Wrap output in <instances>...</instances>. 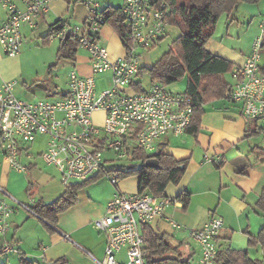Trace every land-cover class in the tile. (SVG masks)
<instances>
[{"label":"built area","instance_id":"built-area-1","mask_svg":"<svg viewBox=\"0 0 264 264\" xmlns=\"http://www.w3.org/2000/svg\"><path fill=\"white\" fill-rule=\"evenodd\" d=\"M53 1L0 0V7L7 11V17L0 22V46L7 54L20 52L22 27H37ZM65 2L82 3L87 16L82 25L60 22L51 36L62 42L67 34L72 37L78 48L87 51L90 72L71 70L67 92L55 100L20 99L14 92L17 81H4L0 85V150L12 168L26 172L21 156H32L29 148L36 142L45 145L39 154L46 164L59 170L64 187L106 175L117 189L104 216L94 221L95 228L107 237L105 255L102 259L90 255L96 264H149L144 226L163 216L167 207L183 205L182 200L122 190L120 172L129 166L116 163L126 158L133 160L138 149L154 154L160 139L168 134H185L192 125L194 106L190 95L168 91L159 81H152L146 89L138 79L142 70L140 50L153 47L168 34L174 1L123 0L120 16L124 31L119 35L124 54L115 59L101 42L103 26L109 22L102 2ZM263 44L264 20L250 54L232 71L233 81L226 93L241 104L243 114L250 120L264 121ZM106 72L111 74L110 85L98 93L96 75ZM100 110L105 113L102 126L94 121V114ZM206 160L220 162L222 158L207 155ZM0 194V235L5 236L19 205L33 210L31 203L17 201L2 184ZM8 197L15 203H10ZM169 222L177 232L189 234L197 243L198 264H218L224 226L221 216H213L198 229H189L174 219ZM122 249H126V261L118 257ZM10 252L20 254L17 246L5 242L0 253Z\"/></svg>","mask_w":264,"mask_h":264},{"label":"crops","instance_id":"crops-1","mask_svg":"<svg viewBox=\"0 0 264 264\" xmlns=\"http://www.w3.org/2000/svg\"><path fill=\"white\" fill-rule=\"evenodd\" d=\"M78 6L82 8H77ZM71 10L73 19L83 23L87 16L86 7L82 3L68 4L65 0H54L50 10L39 23L44 24L48 22L47 17H54L56 21L52 28H55L60 22L67 21L63 17ZM6 17L7 11L4 10L2 14L0 13V22ZM108 36L109 30L102 29L101 42L103 43L104 38H109ZM206 48L234 64L233 69L224 76L226 84L230 87L233 81L232 71L244 62L251 48L238 51L229 43L217 41L215 38L208 40ZM110 56L115 59L120 55ZM2 65L0 50V68ZM79 67L85 74L90 72L87 56ZM262 71L264 73V57ZM4 81L7 80L0 78V85ZM66 92L67 90L63 95ZM226 93L223 97L204 102L196 131H190L189 128L185 134L178 136L168 134L157 142L154 154L162 152L186 162L181 179L177 183H169L162 193L181 197L183 205L167 207L164 215L150 225L159 233H165L166 239L173 245H178L184 257L193 258V255L197 254L198 259V247L192 246L193 251L190 248L186 249V243L192 241L189 234L177 232L169 221L174 219L189 229H198L213 216L218 215L224 219L219 241L220 249L246 250L250 258L262 260L264 241L257 242V238L264 228V121L246 118L241 104L229 99ZM37 143L40 144L36 142L29 148L33 155H22L21 161L26 162L27 169L39 171L37 172L39 177L40 175L45 177L47 185L58 184V188H54L48 195L42 193L39 198H32L34 201L41 199L45 203H50L61 196L65 187L61 178L57 179L51 171L44 172L40 168L41 163L46 166L45 170L53 166L46 164L40 154L34 155V145L37 146ZM36 148L39 153L44 147ZM207 155L214 158L221 156L222 160L208 161ZM11 169L13 168L5 161L0 150V184L7 191ZM135 179L136 185L127 180H120L119 187L129 193H137L139 175ZM99 180L100 177L81 186L77 191L76 202L57 214L55 224H52L45 215L40 217L33 212L28 214L24 210L18 212V207L10 219L9 231L12 230V233L4 237L0 235V249L5 242H9L19 248L20 254L10 252L3 256V253H0V264H10L16 258L19 264H53L60 258H65L69 264H96L90 253L102 259L105 255L107 237L95 228L94 220L104 216L106 206L114 197L116 189L110 185L101 188ZM31 184L33 188L34 185L32 182ZM87 187L90 193L85 190ZM185 195L188 196L187 201ZM93 196L101 197L99 201H95ZM7 200L15 203L11 197ZM30 203L32 205L34 202ZM63 234L69 235L70 239L65 238ZM118 257L126 261V249H122Z\"/></svg>","mask_w":264,"mask_h":264},{"label":"trees","instance_id":"trees-1","mask_svg":"<svg viewBox=\"0 0 264 264\" xmlns=\"http://www.w3.org/2000/svg\"><path fill=\"white\" fill-rule=\"evenodd\" d=\"M173 14L171 25L181 29L180 36L174 41V47L165 53L148 70L152 81L163 84L173 83L188 73L186 93L191 96L194 106L193 121L190 131H196L200 122V114L206 100L223 97L229 89L224 76L233 69L234 64L220 56L211 53L206 48L208 40L212 37L219 16L222 12L231 14L240 2H258L260 0H173ZM106 16L118 32L124 31L120 8L113 5L106 6ZM53 31V28H52ZM51 31V32H52ZM50 32V34H51ZM264 45V44H263ZM78 44L71 37L67 39L59 51V57L75 59ZM143 68L141 70V73ZM156 157L158 167H146L149 158ZM141 159L139 167L129 166L120 172L121 177L131 174L139 175V193H152L161 195L169 183H177L185 170L186 162L177 160L169 154L159 152L150 155L142 149L134 153V159ZM74 182L64 188V192L56 200L45 203L39 199L31 205L33 213L49 219L52 224L57 222V214L66 210L77 200V191L90 180ZM187 195H185L187 201ZM45 215V216H44ZM145 234V249L148 252L149 264H192V257H184L178 245H173L166 239L165 233H159L150 224L143 228ZM253 238L250 239V242ZM258 241H264V228ZM216 261L218 264H262L263 260L252 259L246 250L232 248L220 249ZM52 264V263H50ZM53 264H69L65 258H60Z\"/></svg>","mask_w":264,"mask_h":264},{"label":"rangeland","instance_id":"rangeland-1","mask_svg":"<svg viewBox=\"0 0 264 264\" xmlns=\"http://www.w3.org/2000/svg\"><path fill=\"white\" fill-rule=\"evenodd\" d=\"M104 7L113 5L115 7L121 6L123 0H101ZM74 5H71L73 7ZM77 8H82L78 6ZM5 9L0 7V13L2 14ZM67 15L63 19H67V22L72 25H82V22H76L73 19V12L67 11ZM75 18V17H74ZM48 22L42 23L35 27L30 28L27 25L22 27V47L18 54L9 55L2 47V62L3 65L0 68V78L5 80L17 81L15 87V94L18 98L24 100L34 101L37 99L55 100L63 96V93L68 88V78L71 70L77 68L80 70L84 59L88 56L87 51L78 48L76 60L68 59L65 57H59V51L62 47V42L59 38H53L50 34L52 26L56 19L47 17ZM264 20V0L258 2H240L235 6V9L231 14L222 12L219 16L215 31L211 38H215L217 41L227 42L234 49L240 51H246L247 48L253 49V43L256 38L261 34V25ZM103 29L109 30V38H104L103 43L109 50L112 56L124 54V46L120 39V36L116 30V27L110 21L103 26ZM181 29L177 25H170L168 34H166L156 45L149 49H141L142 59L141 66L143 68L142 73L138 76L139 81L142 82L144 88L151 86L152 77L149 72V68L152 67L165 53L169 52L174 47V41L180 36ZM85 52H84V51ZM251 52V51H250ZM264 55V51H263ZM110 72L97 74V92H101L107 88L110 84ZM188 73L184 74L179 80L167 84L165 87L168 91L174 93H183L186 91L188 83ZM104 111H97L94 114V121L97 125L102 126L104 121ZM45 147V145H34V155H39L36 147ZM33 147V146H32ZM41 150V149H40ZM32 154V151H31ZM148 154H152L149 151ZM33 155V154H32ZM4 158V156H3ZM23 161V162H22ZM21 162L25 165V161ZM41 163V162H40ZM117 165H127L139 167L141 159H124L116 163ZM53 166V165H52ZM113 165H109L112 167ZM45 165L40 164V168L44 172L54 173L56 178H60L59 171L55 166L45 170ZM39 171H32L29 168L26 172H20L17 169H11L8 177L7 189L9 194L17 201L29 204L33 197L39 198L42 193L48 195L54 188H58V184L47 185L45 183V177H42ZM41 173V172H40ZM137 174H131L126 177H121L122 180L136 185ZM1 182V180H0ZM33 183V188L32 184ZM101 188L110 185L117 189L107 178L106 175L100 176ZM88 192L91 191L88 189ZM34 192V193H33ZM97 192V191H96ZM1 195V194H0ZM101 196H93L95 201H99ZM19 211H25L28 214L31 212L24 209L21 205L18 206ZM95 221V220H94ZM102 232L101 230H99ZM12 230L9 231L6 236L10 235ZM104 233V232H103ZM4 237V236H3ZM192 239V238H191ZM186 249H192V246L198 247L195 241H189L186 243ZM193 251V249H192ZM5 253L2 255L4 256ZM9 254V253H8ZM197 254L191 258L192 264H198ZM16 256V255H12ZM1 259V257H0ZM17 259V258H16ZM11 261L10 264H19L18 259ZM264 261V259L262 258ZM36 261H39L36 259ZM43 263V262H41Z\"/></svg>","mask_w":264,"mask_h":264},{"label":"water","instance_id":"water-1","mask_svg":"<svg viewBox=\"0 0 264 264\" xmlns=\"http://www.w3.org/2000/svg\"><path fill=\"white\" fill-rule=\"evenodd\" d=\"M69 38V35L67 34L66 40ZM160 165L159 160L156 157L149 158L145 162L146 167H158Z\"/></svg>","mask_w":264,"mask_h":264}]
</instances>
